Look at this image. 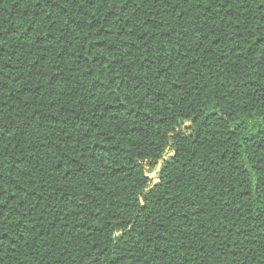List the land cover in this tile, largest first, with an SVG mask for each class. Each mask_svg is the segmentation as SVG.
<instances>
[{"label": "trees", "instance_id": "trees-1", "mask_svg": "<svg viewBox=\"0 0 264 264\" xmlns=\"http://www.w3.org/2000/svg\"><path fill=\"white\" fill-rule=\"evenodd\" d=\"M0 264H264V0H0Z\"/></svg>", "mask_w": 264, "mask_h": 264}, {"label": "rangeland", "instance_id": "rangeland-1", "mask_svg": "<svg viewBox=\"0 0 264 264\" xmlns=\"http://www.w3.org/2000/svg\"><path fill=\"white\" fill-rule=\"evenodd\" d=\"M170 152L171 151L168 150V152L166 153V155L169 156L170 155ZM149 176L155 179L157 177V169L150 170L149 171Z\"/></svg>", "mask_w": 264, "mask_h": 264}]
</instances>
